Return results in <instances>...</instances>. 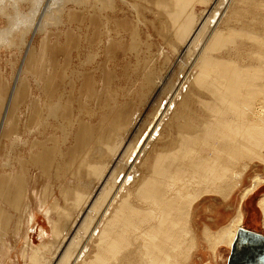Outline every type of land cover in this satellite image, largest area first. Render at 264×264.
I'll return each instance as SVG.
<instances>
[{
	"label": "bare ground",
	"instance_id": "bare-ground-1",
	"mask_svg": "<svg viewBox=\"0 0 264 264\" xmlns=\"http://www.w3.org/2000/svg\"><path fill=\"white\" fill-rule=\"evenodd\" d=\"M20 1L0 0V16L14 32L22 33L32 21V11L20 10ZM30 1L35 9L39 0ZM204 1L211 7L206 5L196 15L194 3ZM156 6L164 11L161 36L167 46L159 54L186 70L183 80L176 85L167 81L165 102L160 101L146 129L122 150L137 119L132 112L117 113L105 133L95 132L93 125L101 126L99 120L93 125L77 123L71 131L68 116H60L66 136L76 132L72 146L58 151L68 157L62 169L72 172L75 181L72 189L62 191L70 208L55 199L39 200L37 208L43 210L50 230L47 234L40 227L38 237L50 236L52 250L38 256L23 248L29 264H184L199 245L190 228L198 198L229 197L251 164H264V0H156ZM51 7L45 17L54 12ZM6 35L7 28L1 27L0 41ZM178 95L180 101H175ZM188 97L197 102V115ZM46 102L57 104L51 93L42 103L51 108ZM11 121L9 115L7 122ZM42 123H47L45 118ZM171 127H177L175 135ZM3 136L9 144L15 140L11 134ZM24 143L33 152L31 161L45 171L50 155L55 158L52 133ZM84 149L87 158H79V153L87 154ZM71 155L78 162L75 168ZM263 181L262 175L251 176L228 222L213 231L204 225L202 239L213 256L218 244H230L242 225L243 200ZM20 183L21 177L0 174V203L12 208L0 205L1 221H6V211L17 212L21 206L25 192ZM258 205L264 222V193ZM24 207L29 209L27 222H32L34 209ZM73 210L71 223L62 222L60 216L72 215ZM185 241L179 261L174 250Z\"/></svg>",
	"mask_w": 264,
	"mask_h": 264
},
{
	"label": "rangeland",
	"instance_id": "rangeland-1",
	"mask_svg": "<svg viewBox=\"0 0 264 264\" xmlns=\"http://www.w3.org/2000/svg\"><path fill=\"white\" fill-rule=\"evenodd\" d=\"M35 5L33 9L30 0L19 2L20 10L32 11L29 16L32 21L25 24L29 27H24L22 33L14 32L15 27L7 26V18L0 16V28H7L6 39L0 41V174L21 177L20 185L25 192L18 211H6V221L0 220V264H29V257L22 256L23 248L28 254L35 252L38 256L52 250L50 236L38 237L40 227L47 234L50 230L43 210L37 208L39 200L49 203L55 199L61 207L70 208L71 201L63 199L62 191L72 189L75 181L72 172L62 169L68 157L58 151L72 146L76 132L66 136L65 127L60 125L65 121L60 116H68L71 131L76 130L77 123L93 125L99 120L101 126L93 125L95 132L105 133L117 113L132 112L137 119L123 140L122 150L128 143L133 144L146 129L160 101L161 104L165 102L170 88L167 81L181 84L186 71L182 69L183 73L176 68L172 57L164 58L159 54L161 48L165 51L167 46L161 36L164 11L156 6V0H39ZM206 5L205 1L195 2V14ZM47 7L55 10L45 17ZM49 93L57 104L46 102L52 106L46 108L42 103ZM180 97L178 95L175 101H180ZM188 102L197 115V102L190 97ZM9 115L11 122H7ZM44 118L47 123L40 124ZM169 129L175 135L177 127ZM51 133L55 158L50 155L52 162L43 171L31 161L33 152L28 151L29 146L24 142L42 139ZM9 134L15 138L12 144L3 136ZM84 151L87 154L79 153V158H87L88 152ZM73 157L71 155V161ZM74 163L72 168L78 166V162ZM255 174L264 176V164H251L245 178L229 197L204 195L198 198L190 228L197 236L199 247L188 253L192 258L186 259L184 264H203L200 261L215 255L218 258L211 263L223 264L226 249L218 248L213 256L209 249L202 247L205 245L202 229L206 224L215 225L220 218L234 215L242 188ZM254 191L247 195L241 209L245 216L249 215L250 224L261 229L262 223L264 231L257 201L264 193V181ZM256 202L259 210L254 205ZM25 204L35 211L32 222H27L29 209ZM0 205L12 209L3 202ZM75 211H71L70 217L60 216L62 222L71 223ZM57 212L55 217L59 216ZM212 216L215 222L211 221ZM180 245L174 250L179 261L188 243ZM55 255L58 257L59 253Z\"/></svg>",
	"mask_w": 264,
	"mask_h": 264
},
{
	"label": "flooded vegetation",
	"instance_id": "flooded-vegetation-1",
	"mask_svg": "<svg viewBox=\"0 0 264 264\" xmlns=\"http://www.w3.org/2000/svg\"><path fill=\"white\" fill-rule=\"evenodd\" d=\"M226 264H264L263 229L238 227L227 251Z\"/></svg>",
	"mask_w": 264,
	"mask_h": 264
},
{
	"label": "crops",
	"instance_id": "crops-1",
	"mask_svg": "<svg viewBox=\"0 0 264 264\" xmlns=\"http://www.w3.org/2000/svg\"><path fill=\"white\" fill-rule=\"evenodd\" d=\"M259 186H260V185H259ZM255 191H256V190H255ZM255 191H254V192H255ZM252 193H253V192H252ZM252 193H251V194H252ZM251 194H249L248 196H250ZM248 196H247V197H248ZM247 197H246V198H247ZM246 198H245V199H246ZM245 199H244V200H245ZM244 200H243V202H244ZM257 201H258V199H257ZM243 202H242V203H243ZM254 205H255V207L257 208V210H259V208H258V206H257V202H256V204H254ZM259 212H260V211H259ZM242 214H243L242 225L248 226V227H250V228H252V229H254V230L260 229V228L256 227L254 224H250V223L247 221V218H248L249 215L245 216V213H243V212H242ZM260 214H261V213H260ZM232 216H233V215H231L230 217H232ZM230 217H228V218H227V217H226V218H220L219 221H218V223H216L215 225H209V224H208L209 229L212 230V231L215 230V229H217V228H218L219 226H221L222 224H225L226 222H228V220H229ZM261 217H262V216H261ZM211 221H212V222H215V221H214V216L211 217ZM251 221H252V223H255V222H256L255 220L253 221V218L251 219ZM242 225H241V226H242ZM262 226H263V225H262V223H261V225H260L261 229H263ZM238 227H240V226H238ZM238 227H237V228H238ZM237 228H236V229H237ZM210 230H209V231H210ZM202 231H203V230H202ZM201 236H202V232H201ZM231 241H232V240H231ZM204 243H205V245L202 246V247L208 248V247H207V242L204 241ZM221 243H223V242H221ZM221 243L218 244V245L216 246V250H218V248H220V247L226 249V258H227V251H228V248H229V245H230V244H225V243L221 244ZM230 243H231V242H230ZM198 247H199V245H198ZM216 250H215V252H216ZM208 258H209V259H207V260H202V262L200 261V263L205 264V263H207V262H210L209 264H212L211 262H213L214 260L216 261V259H217L218 257L215 255L214 257L209 256ZM226 258H224V262H223V264H226ZM200 260H201V259H200Z\"/></svg>",
	"mask_w": 264,
	"mask_h": 264
}]
</instances>
